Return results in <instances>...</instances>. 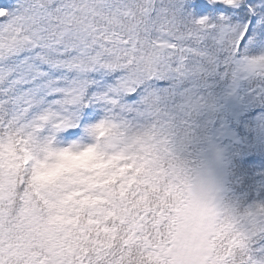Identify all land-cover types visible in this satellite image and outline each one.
I'll return each instance as SVG.
<instances>
[{
    "label": "snow or ice",
    "instance_id": "6c2138e0",
    "mask_svg": "<svg viewBox=\"0 0 264 264\" xmlns=\"http://www.w3.org/2000/svg\"><path fill=\"white\" fill-rule=\"evenodd\" d=\"M187 152L224 186L203 264H264V0H0V264H171Z\"/></svg>",
    "mask_w": 264,
    "mask_h": 264
},
{
    "label": "trees",
    "instance_id": "16d2710c",
    "mask_svg": "<svg viewBox=\"0 0 264 264\" xmlns=\"http://www.w3.org/2000/svg\"><path fill=\"white\" fill-rule=\"evenodd\" d=\"M212 155L210 152L179 153L170 157L166 166L162 162L155 173L158 177L156 190L159 191L163 185L161 222L171 244V264L198 262L186 245L188 242L191 244L195 236H207L209 243L208 237L221 212L224 186L216 187L208 197L200 188V173L205 164L211 165L215 160ZM220 183L223 184L222 179ZM200 210H204V213L201 214Z\"/></svg>",
    "mask_w": 264,
    "mask_h": 264
},
{
    "label": "rangeland",
    "instance_id": "374dc122",
    "mask_svg": "<svg viewBox=\"0 0 264 264\" xmlns=\"http://www.w3.org/2000/svg\"><path fill=\"white\" fill-rule=\"evenodd\" d=\"M212 157L215 159L214 155H212ZM221 179L222 178L218 171L217 173H211V175H209L206 179L202 180V183H200V188L203 194L208 197L209 192L213 188L220 186ZM200 213L203 214L204 210H200ZM207 246V236L203 238L195 236L191 244L190 242L187 243L186 248H188L197 258L198 262L196 264H203V257L205 256V253L207 251Z\"/></svg>",
    "mask_w": 264,
    "mask_h": 264
}]
</instances>
